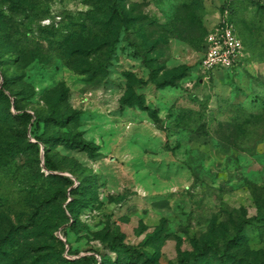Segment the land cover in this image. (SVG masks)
<instances>
[{
  "label": "rangeland",
  "instance_id": "374dc122",
  "mask_svg": "<svg viewBox=\"0 0 264 264\" xmlns=\"http://www.w3.org/2000/svg\"><path fill=\"white\" fill-rule=\"evenodd\" d=\"M32 1L36 20L0 2V264H127L121 244L180 264L195 244L236 239L264 259V0H124L136 22L109 63L53 43L57 31L96 41L74 29L103 18L90 0ZM230 1L244 57L204 74L203 44ZM100 63L105 76L86 74ZM131 92L143 99L133 107Z\"/></svg>",
  "mask_w": 264,
  "mask_h": 264
},
{
  "label": "trees",
  "instance_id": "16d2710c",
  "mask_svg": "<svg viewBox=\"0 0 264 264\" xmlns=\"http://www.w3.org/2000/svg\"><path fill=\"white\" fill-rule=\"evenodd\" d=\"M2 4L9 7V10L15 14H23L24 18L27 20H36L37 12L40 10V7L32 0H0ZM91 4L97 11L103 13V18L99 19L97 17H84L79 19V23L76 24L75 34L78 33H87L91 30L95 34V42L91 41L88 43L72 42L74 39V33H66L63 31H57L53 33V43L57 44L62 51L66 52L67 46L69 47L68 55L70 57H81L83 59L90 58L91 56H96L99 54H105L106 63H109L112 60V55L115 51V45L119 42L123 29H129L133 23L136 22L131 16L127 13L124 0H90ZM229 12L233 15V7L231 1L226 4L223 8V12ZM9 18L6 15V12H3L0 9V38L2 34H6L9 28L5 23V19ZM11 29V28H10ZM9 35V33H8ZM72 37H71V36ZM10 36V35H9ZM71 37L70 39H67ZM81 37V35H79ZM88 67V65H87ZM90 69H87L86 74L92 73L94 76L104 75L108 72L104 63H100L98 66L94 67L89 66ZM184 75L181 79H183ZM175 87V81L164 82L157 84L159 89H165L166 87ZM0 96H7L1 91ZM135 98L143 101L142 97H137L136 93H129L126 98L123 100V104L133 107L135 103ZM257 102H260L257 100ZM23 120H29L30 116L23 114L21 116ZM69 144H74L82 148L84 151L88 152L93 158L96 156L95 149L92 148L91 144L88 143L85 139H78L77 137H72L66 140ZM25 149V147H24ZM10 151H4L0 148V161L3 158L8 157ZM7 154V155H6ZM6 155V156H5ZM62 183L73 185V182L68 178L59 177ZM154 236H151L145 242V247L155 246ZM14 241V235L5 237L4 242ZM125 249V252L129 254L127 264H149L155 258L144 252L133 250L131 247L121 244ZM243 243L239 240H231L227 242V245L224 248H221L219 245L204 243L203 245L195 244V252L191 255L184 256L180 264H264V259L262 258H253L249 253L237 249V247L242 246ZM117 248V247H115ZM97 259L94 257H86L81 260V262H94L97 263Z\"/></svg>",
  "mask_w": 264,
  "mask_h": 264
},
{
  "label": "built area",
  "instance_id": "2783aa9c",
  "mask_svg": "<svg viewBox=\"0 0 264 264\" xmlns=\"http://www.w3.org/2000/svg\"><path fill=\"white\" fill-rule=\"evenodd\" d=\"M203 51L200 70L204 74H212L216 70L232 71L239 67L245 47L229 18L228 11L220 24L207 36Z\"/></svg>",
  "mask_w": 264,
  "mask_h": 264
}]
</instances>
